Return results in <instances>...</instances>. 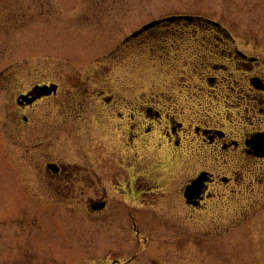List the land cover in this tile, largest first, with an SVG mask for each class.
Returning <instances> with one entry per match:
<instances>
[{
    "label": "rangeland",
    "instance_id": "1",
    "mask_svg": "<svg viewBox=\"0 0 264 264\" xmlns=\"http://www.w3.org/2000/svg\"><path fill=\"white\" fill-rule=\"evenodd\" d=\"M208 21L234 41L206 29ZM224 48L264 60V0H0V264H264L263 188L226 205L225 214L216 203L196 210L155 189L130 207L111 189L109 170L128 167L124 124L153 126L132 154L147 159L154 184L152 174L163 173L165 194L216 164L214 148L193 129L246 128L239 97L220 95L210 80L223 76L231 86L242 77L224 69ZM53 84L57 95L44 96ZM30 91L37 98L29 103ZM139 101L166 104L186 123L181 147L157 120L136 112L144 121H130ZM49 163L72 177L59 184ZM67 184L70 196L60 200L56 187ZM103 193L112 208L94 214L86 201Z\"/></svg>",
    "mask_w": 264,
    "mask_h": 264
},
{
    "label": "flooded vegetation",
    "instance_id": "2",
    "mask_svg": "<svg viewBox=\"0 0 264 264\" xmlns=\"http://www.w3.org/2000/svg\"><path fill=\"white\" fill-rule=\"evenodd\" d=\"M211 27L215 26L207 24L206 29ZM218 30L223 32L219 28ZM224 35L228 37L227 34L224 33ZM221 41L226 42L225 40ZM223 50L228 53V59H226L227 62H225L226 65H223L225 67L224 69L228 70L233 67L231 70H235L236 74H241L242 77L232 81L231 86L228 78L223 76L220 78H211L210 80L217 82L215 83L213 90L215 92L218 91L220 95L225 94V91H232L236 97H239V105L242 109L241 117L243 118L245 111L247 114L246 118H249V120L243 123L244 126L247 125L245 126L247 129H243V131H240L238 134L234 131H227L214 127H199L193 129L190 133L193 137L202 142L204 141L203 143L205 146L209 145L214 148L212 149L214 156L212 160L216 161V164L207 167L195 178L197 179L203 175V181L195 192L187 193V187L191 185L190 183L184 189H182L181 186L180 188H178L179 186H173L167 194H165V191L161 189L163 186L159 185L162 181L161 179H164L162 171V175L155 176L152 174V177L156 178V181L158 182L157 184H154V179H149V164L147 159H141L140 153H138V157H135L132 154L133 150L138 151L141 150L140 148H144L142 147V144H145V142H141L146 141L147 138H143V134L151 133L153 131V126L148 130L144 129L143 131V124L140 125V123H128L129 127L127 124L122 125V129L126 125L125 129H123V133L131 140L130 143L126 145V148L129 150L127 153L128 167L124 169L125 173L121 175H117L112 169L109 170L112 171L109 174V177L116 181L117 186L114 188L111 187V189H119L122 191L120 192V195L117 192L118 190H116V193L121 197L120 201L129 203V206L133 207L132 203L134 196L143 198L148 191L155 189L159 192L158 195H161L163 199L167 196L168 198H171L172 202H174V199L182 197L188 206L196 210L202 208L206 204L208 205L210 203L214 205V203H216L217 206L221 207V212L224 213L225 207H228L226 205H229L231 202L237 203L239 206L245 203V199L243 200V198L247 192L249 193L251 190H254V192L257 193L259 189H264V60L263 58L249 55L239 49L233 50L231 48L228 52L226 51V48ZM211 51H213V49H211ZM205 56V60H207L205 63L207 64L206 68L212 69L213 65L211 64L213 63H209L208 61L214 55L207 52ZM237 91L240 93L239 95ZM57 93L58 89L57 92L49 94V96L57 95ZM30 94L34 93L30 91ZM33 96L37 97L36 94ZM113 101V97H110L107 100L108 103H113ZM242 106L244 107L242 108ZM133 109L135 110V113L132 112V109H128L130 110V121L131 119H136L138 122L144 121L140 119V115L136 114H145V121H158L159 127L162 128V131H165V136H167L170 141H175L176 139H174V137H176L179 138L177 143H182L181 139L183 140L184 134L188 132L185 128L186 123L178 121L176 118L177 114L175 116L172 109L167 108L166 104L161 107L160 105L155 107L148 103V101H139L134 104ZM171 114H173L174 117H172ZM121 115L123 114L121 113ZM205 146H198L197 148L199 149V152L201 149L204 150ZM179 147H181V144ZM168 148L170 149V152L171 149H173L170 146ZM173 152L175 153V151ZM179 156L180 155L178 154V156L176 155L172 157V159L177 161ZM138 158H140L143 163L136 165L139 168V170H136L135 168L133 169L132 162ZM105 167H107V165ZM135 170L137 173H134ZM72 175L73 173L68 171L67 167L64 165L49 163V177L56 180L59 184L64 180V176H66V178H71ZM173 177H175V173L172 174V181H174ZM195 179H192V181ZM81 181H87L90 184L97 182L98 179L95 181L94 179L82 176ZM169 181L171 180L169 179ZM69 188V184L56 187L57 192L60 195V200L61 198L64 199L65 197L70 196V193L66 192ZM104 190L107 192V189L104 188ZM224 192H228V194ZM61 193H63V195H61ZM108 193H103L102 195L94 194L93 197L91 196L87 199L86 202L88 203V207L94 214H103V212L112 208ZM129 217L135 220L133 214L129 215Z\"/></svg>",
    "mask_w": 264,
    "mask_h": 264
},
{
    "label": "water",
    "instance_id": "3",
    "mask_svg": "<svg viewBox=\"0 0 264 264\" xmlns=\"http://www.w3.org/2000/svg\"><path fill=\"white\" fill-rule=\"evenodd\" d=\"M177 19H178V17H172V18L164 19L162 21H156V22L151 23V24L147 25L146 27H144L143 30H147V29H149L151 27H154L155 25H158L161 22H165V21H175ZM179 19H193V18L192 17H180ZM45 94H49V92H46Z\"/></svg>",
    "mask_w": 264,
    "mask_h": 264
}]
</instances>
